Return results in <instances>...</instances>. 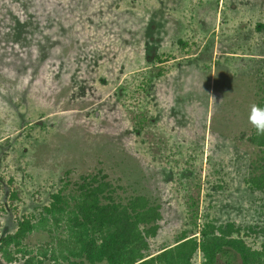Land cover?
I'll return each instance as SVG.
<instances>
[{
    "label": "rangeland",
    "instance_id": "obj_1",
    "mask_svg": "<svg viewBox=\"0 0 264 264\" xmlns=\"http://www.w3.org/2000/svg\"><path fill=\"white\" fill-rule=\"evenodd\" d=\"M103 1L119 9L124 30L139 32L116 42L89 28L61 31L71 0H0L1 234L13 217L36 220L50 194L74 192L80 176L96 173L121 196L131 184L154 198L156 179L169 197V234L190 225L192 211L197 223L241 212L228 208L259 154L246 137L250 106L264 96V0ZM57 11L62 18L46 29ZM212 51L216 76L231 78L224 84L213 70L211 85L206 70L196 77ZM214 89L219 108L210 106ZM169 102L173 123L160 114ZM202 104L206 127L201 120L187 132L188 110ZM49 240L38 230L22 242ZM163 244H173L170 235Z\"/></svg>",
    "mask_w": 264,
    "mask_h": 264
},
{
    "label": "trees",
    "instance_id": "obj_2",
    "mask_svg": "<svg viewBox=\"0 0 264 264\" xmlns=\"http://www.w3.org/2000/svg\"><path fill=\"white\" fill-rule=\"evenodd\" d=\"M71 2L68 8L61 7L73 18L61 31L85 33L84 29L89 28L96 36L116 42L124 40L127 33L133 36L139 32L137 26L130 28L132 31L124 30L122 27L127 26L118 16L119 9L108 7L107 1ZM59 15L62 18L63 14L57 11L47 19L46 29L52 30ZM26 16L21 14L14 25H21ZM137 21L132 17L131 27ZM56 39L59 44V38ZM218 78L219 84L231 79L221 75ZM217 91L214 89L216 95L210 104L213 108H219L215 99H223ZM172 104L169 102L164 111L161 108L160 114L167 113V119L173 123L175 117L168 112ZM255 104L264 106V96ZM188 111L187 132L197 128L201 120L206 127L204 104ZM246 140L259 154L248 162L250 169L242 176L239 194L230 199L228 211L241 210L231 213L232 219L216 221L214 217L201 215L202 221L197 223V211H192L190 225L184 220L178 232L169 234L166 214L171 209L169 197L163 186L157 187L156 179L151 181L154 198L131 184L129 192L121 196L114 194L112 184L104 175L86 174L76 183V192L57 189L50 194V200L36 220L30 214L13 217L14 228L0 233V260L6 263L20 260L22 264H44L45 261L46 264H264V135H257L253 128ZM38 230L46 231L51 240L33 247L22 242ZM51 230L58 233L50 235ZM165 235H170L172 245L163 244Z\"/></svg>",
    "mask_w": 264,
    "mask_h": 264
},
{
    "label": "clouds",
    "instance_id": "obj_3",
    "mask_svg": "<svg viewBox=\"0 0 264 264\" xmlns=\"http://www.w3.org/2000/svg\"><path fill=\"white\" fill-rule=\"evenodd\" d=\"M248 122L256 130L257 135H264V106L252 104L248 113Z\"/></svg>",
    "mask_w": 264,
    "mask_h": 264
},
{
    "label": "crops",
    "instance_id": "obj_4",
    "mask_svg": "<svg viewBox=\"0 0 264 264\" xmlns=\"http://www.w3.org/2000/svg\"><path fill=\"white\" fill-rule=\"evenodd\" d=\"M220 54V53H219ZM216 55V52L212 51V55L208 57V66L206 67H203L202 63L201 65L199 66L201 69H199L197 72H196V77L199 78V72H203L204 70H206V75H205V79L207 81V78H208V82L209 85L213 84L212 80V70L214 71V77L216 76L217 72H216V69H215V65L217 63V56ZM220 58V57H219ZM175 60V59H174ZM208 68V69H207ZM209 72H208V71ZM217 77V76H216Z\"/></svg>",
    "mask_w": 264,
    "mask_h": 264
}]
</instances>
